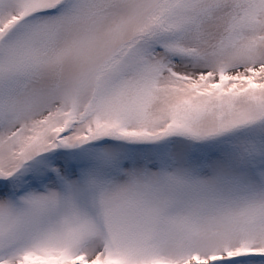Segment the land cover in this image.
<instances>
[{
	"label": "snow or ice",
	"instance_id": "obj_1",
	"mask_svg": "<svg viewBox=\"0 0 264 264\" xmlns=\"http://www.w3.org/2000/svg\"><path fill=\"white\" fill-rule=\"evenodd\" d=\"M0 264H264V0H0Z\"/></svg>",
	"mask_w": 264,
	"mask_h": 264
}]
</instances>
